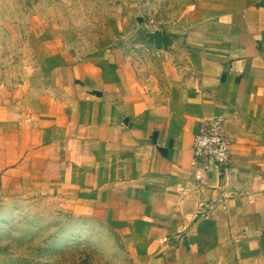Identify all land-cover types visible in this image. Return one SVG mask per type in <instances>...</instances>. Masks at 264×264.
<instances>
[{
  "label": "crops",
  "instance_id": "1",
  "mask_svg": "<svg viewBox=\"0 0 264 264\" xmlns=\"http://www.w3.org/2000/svg\"><path fill=\"white\" fill-rule=\"evenodd\" d=\"M156 1L134 26L164 50L100 36L0 86L1 178L110 224L131 264H264V0ZM216 115L231 158L206 170L192 142Z\"/></svg>",
  "mask_w": 264,
  "mask_h": 264
},
{
  "label": "rangeland",
  "instance_id": "2",
  "mask_svg": "<svg viewBox=\"0 0 264 264\" xmlns=\"http://www.w3.org/2000/svg\"><path fill=\"white\" fill-rule=\"evenodd\" d=\"M157 2L0 0V86L46 82L37 74L43 52L55 60L64 47L83 54L111 35L133 47L129 37L144 4ZM0 264H131V258L110 224L73 213L31 182L11 185L0 175Z\"/></svg>",
  "mask_w": 264,
  "mask_h": 264
},
{
  "label": "built area",
  "instance_id": "3",
  "mask_svg": "<svg viewBox=\"0 0 264 264\" xmlns=\"http://www.w3.org/2000/svg\"><path fill=\"white\" fill-rule=\"evenodd\" d=\"M231 141L223 130V117L213 116L195 134L192 148L195 158L204 160V169L211 164L226 167L231 158Z\"/></svg>",
  "mask_w": 264,
  "mask_h": 264
},
{
  "label": "water",
  "instance_id": "4",
  "mask_svg": "<svg viewBox=\"0 0 264 264\" xmlns=\"http://www.w3.org/2000/svg\"><path fill=\"white\" fill-rule=\"evenodd\" d=\"M131 43L136 47H147L152 52L158 53L165 48V36L159 26L141 25L132 30Z\"/></svg>",
  "mask_w": 264,
  "mask_h": 264
}]
</instances>
